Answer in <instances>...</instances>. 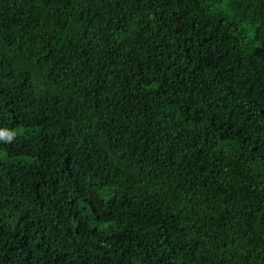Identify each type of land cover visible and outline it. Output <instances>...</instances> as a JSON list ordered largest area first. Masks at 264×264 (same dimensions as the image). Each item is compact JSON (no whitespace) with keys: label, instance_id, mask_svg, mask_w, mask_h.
Masks as SVG:
<instances>
[{"label":"trees","instance_id":"trees-1","mask_svg":"<svg viewBox=\"0 0 264 264\" xmlns=\"http://www.w3.org/2000/svg\"><path fill=\"white\" fill-rule=\"evenodd\" d=\"M0 264H264V0H0Z\"/></svg>","mask_w":264,"mask_h":264},{"label":"clouds","instance_id":"clouds-1","mask_svg":"<svg viewBox=\"0 0 264 264\" xmlns=\"http://www.w3.org/2000/svg\"><path fill=\"white\" fill-rule=\"evenodd\" d=\"M14 133H10L6 130H0V135H2V138H5L6 140L10 141L12 139Z\"/></svg>","mask_w":264,"mask_h":264}]
</instances>
